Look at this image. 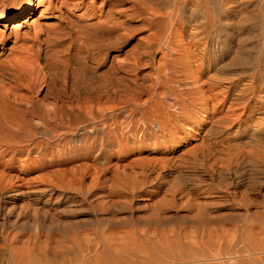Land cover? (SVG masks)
I'll return each mask as SVG.
<instances>
[{"label": "bare ground", "instance_id": "obj_1", "mask_svg": "<svg viewBox=\"0 0 264 264\" xmlns=\"http://www.w3.org/2000/svg\"><path fill=\"white\" fill-rule=\"evenodd\" d=\"M240 6L245 14L238 19ZM128 42L132 49L122 61ZM258 51H264V0H0V193L15 198L14 181L32 175L104 176L107 168L97 166L102 159L114 160L118 175L125 166L122 148L131 140L135 158L154 142L153 154L167 161L184 146L175 147L178 140H198L195 128L203 123L196 112L219 119L222 60L234 52L230 66L255 58L257 65ZM122 118L129 121L125 128ZM179 121L190 127L178 128ZM159 237L161 244L168 239ZM169 249L162 250L166 258Z\"/></svg>", "mask_w": 264, "mask_h": 264}, {"label": "rangeland", "instance_id": "obj_2", "mask_svg": "<svg viewBox=\"0 0 264 264\" xmlns=\"http://www.w3.org/2000/svg\"><path fill=\"white\" fill-rule=\"evenodd\" d=\"M240 10L235 9L238 19L245 14ZM39 13L36 8L34 17ZM18 21L7 24L9 31ZM131 49L124 44L122 61ZM229 56L218 69L219 119L209 111L196 112L203 123L195 128L198 140H178L175 147L184 146L172 150L167 161L153 154L154 142L142 145L151 152L135 158L137 145L130 139L122 148L125 166L118 175L114 160L102 159L97 166L107 168L104 176L32 175L14 181L12 191L20 190L23 197L0 193V209L8 212L0 227V264H264V51L259 64L256 58L249 62L251 68L231 67L235 53ZM207 69L205 80L211 75ZM122 119L125 128L129 121ZM179 122L182 130L190 127ZM159 235L170 239V246L164 239L162 245ZM169 247L166 258L162 250ZM259 247L263 252H256Z\"/></svg>", "mask_w": 264, "mask_h": 264}]
</instances>
